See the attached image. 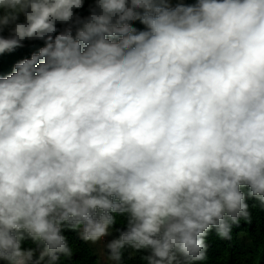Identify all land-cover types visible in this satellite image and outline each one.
Wrapping results in <instances>:
<instances>
[{
  "label": "clouds",
  "instance_id": "1",
  "mask_svg": "<svg viewBox=\"0 0 264 264\" xmlns=\"http://www.w3.org/2000/svg\"><path fill=\"white\" fill-rule=\"evenodd\" d=\"M85 2L0 0V55L43 42L0 74V261L55 264L113 214L116 264L202 261L264 205V0Z\"/></svg>",
  "mask_w": 264,
  "mask_h": 264
},
{
  "label": "trees",
  "instance_id": "2",
  "mask_svg": "<svg viewBox=\"0 0 264 264\" xmlns=\"http://www.w3.org/2000/svg\"><path fill=\"white\" fill-rule=\"evenodd\" d=\"M185 3H194L195 0H184ZM88 8V0L85 2L83 9L78 10L80 14L86 15ZM137 28L143 25L139 21L132 22ZM7 35V32H5ZM43 46L42 41H25L24 46L17 48L11 53L0 55V74L7 75L12 70V65L23 58L30 57L31 53L37 51ZM245 192L247 189H243ZM249 205L250 219H240L239 223L233 224L231 227V239H223L219 237L213 228L205 238L207 244L206 258L202 261H194L192 264H257L264 262V205L255 198H247ZM117 216V223L110 229L119 234L124 229L123 216ZM62 234L66 237L69 247L72 249L71 257L57 254L58 259L55 264H100L96 260V256L89 248L88 244L80 238L78 230L63 228ZM246 236L250 245L244 247L240 243V236ZM23 248L36 249L35 255L39 254L42 245H37L30 239L22 242ZM108 249L105 250L107 256ZM148 254V250L133 251L129 247L122 249L121 264H147L141 257ZM47 259V257L45 258ZM0 264H6L0 261ZM112 264H116L113 261Z\"/></svg>",
  "mask_w": 264,
  "mask_h": 264
},
{
  "label": "rangeland",
  "instance_id": "3",
  "mask_svg": "<svg viewBox=\"0 0 264 264\" xmlns=\"http://www.w3.org/2000/svg\"><path fill=\"white\" fill-rule=\"evenodd\" d=\"M78 232H79V230H78ZM114 238H118V235H116L115 232L110 231V235L103 237L101 240H99V241H97L95 243H93L91 241H87V242L90 245H92L93 248H94V250L97 251L96 253L101 256L104 253V251L107 249L105 247V245L107 244V242L110 241L111 239H114ZM239 240H240V243L244 247L249 246L251 244L250 241H249V239L246 236H244V235H241L240 238H239ZM110 262H112V261L108 259L107 260V263L110 264ZM257 264H264V262L261 263V261H260Z\"/></svg>",
  "mask_w": 264,
  "mask_h": 264
},
{
  "label": "crops",
  "instance_id": "4",
  "mask_svg": "<svg viewBox=\"0 0 264 264\" xmlns=\"http://www.w3.org/2000/svg\"><path fill=\"white\" fill-rule=\"evenodd\" d=\"M118 236H119V234H118ZM85 242L88 244L89 248L91 249V251H92V252L94 253V255L96 256V260L98 261V263H100V264H108V263H107L108 258H107V256L105 255V251H104V253L100 256V255H98V254L96 253L97 251L94 250V248H93L92 245H90L87 241H85ZM112 263H113V261L110 262V264H112Z\"/></svg>",
  "mask_w": 264,
  "mask_h": 264
}]
</instances>
